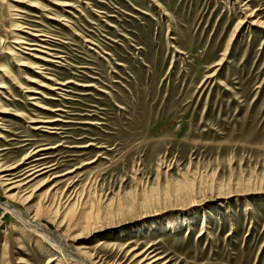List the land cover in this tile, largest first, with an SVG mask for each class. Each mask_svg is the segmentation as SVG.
Returning <instances> with one entry per match:
<instances>
[{"label": "rangeland", "instance_id": "obj_1", "mask_svg": "<svg viewBox=\"0 0 264 264\" xmlns=\"http://www.w3.org/2000/svg\"><path fill=\"white\" fill-rule=\"evenodd\" d=\"M0 264H264V0H0Z\"/></svg>", "mask_w": 264, "mask_h": 264}, {"label": "bare ground", "instance_id": "obj_2", "mask_svg": "<svg viewBox=\"0 0 264 264\" xmlns=\"http://www.w3.org/2000/svg\"><path fill=\"white\" fill-rule=\"evenodd\" d=\"M5 206H6V205H5ZM8 209H9V208H8ZM32 226H33V225H32ZM37 227H42V226H39V225H38ZM34 228H35V227H34ZM42 228H45V227H42Z\"/></svg>", "mask_w": 264, "mask_h": 264}]
</instances>
